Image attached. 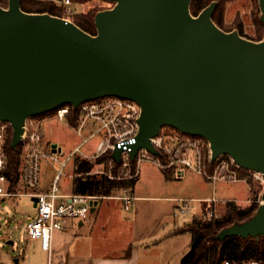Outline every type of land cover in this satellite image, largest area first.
Instances as JSON below:
<instances>
[{"label":"water","instance_id":"95a60500","mask_svg":"<svg viewBox=\"0 0 264 264\" xmlns=\"http://www.w3.org/2000/svg\"><path fill=\"white\" fill-rule=\"evenodd\" d=\"M103 1L113 7L95 14V35L26 13L20 0L0 7V123L11 127L12 151L24 142L28 119L118 98L140 108L132 163L141 151L161 157L152 141L171 128L203 139L211 163L226 156L264 180V37L224 32L212 19L217 2L195 17L192 0ZM257 1L264 26V0ZM122 153L115 147L110 155L117 166ZM260 200L250 218L213 241L264 237V190Z\"/></svg>","mask_w":264,"mask_h":264},{"label":"built area","instance_id":"2783aa9c","mask_svg":"<svg viewBox=\"0 0 264 264\" xmlns=\"http://www.w3.org/2000/svg\"><path fill=\"white\" fill-rule=\"evenodd\" d=\"M60 4L64 10L63 19L70 21V17L74 14L71 1L61 0ZM72 113L77 114L76 130L81 143L67 155L61 151L53 153L52 147L44 146L43 123L45 120L67 123ZM50 114L45 118L36 117L27 120V135L21 145L19 178L15 187L12 186L8 176L7 149L12 130L9 124L0 123V202L21 196L37 199L36 214L27 224V235L31 240L40 241L42 249L48 253L52 251L54 234L63 231L70 221L86 219L92 203L99 199L91 196L60 194L59 182L66 177L74 158L81 157V148L91 139L98 137L99 142L94 154L89 159L82 157L83 159L99 160L110 156L115 147H118L123 149L121 164L131 167L132 162L128 158V153L130 146L135 144L140 108L136 103L128 100L105 98L82 104L76 110L71 106H64ZM86 130L90 131V135L84 138L83 134ZM152 143L161 157H154L146 151H141L133 162L135 166L137 164L138 169L142 163L147 162L162 171L175 169L178 174L182 171H193L212 183L240 181V171L243 170L239 169L229 157L222 156L211 163L208 144L205 145L203 139L182 135L171 128H163ZM111 162L114 163L112 159ZM46 164L53 168L54 177L49 189L43 191V167ZM68 177L73 178L74 175ZM249 177L264 186V180L259 175L250 173ZM123 200L126 207H129L131 199ZM188 209V204L184 201L177 213L184 215ZM207 215L209 218L214 217L211 211ZM220 264H264V258L242 262L224 260Z\"/></svg>","mask_w":264,"mask_h":264},{"label":"rangeland","instance_id":"374dc122","mask_svg":"<svg viewBox=\"0 0 264 264\" xmlns=\"http://www.w3.org/2000/svg\"><path fill=\"white\" fill-rule=\"evenodd\" d=\"M1 7V6H0ZM7 7V5H6ZM3 7V8H6ZM113 5L103 0H82L78 5L72 4L71 9L75 13H98L112 8ZM224 27L227 31L242 29L244 37L248 40L254 38L256 33L255 21L260 17L257 0H231L224 5ZM264 37V31L262 39ZM261 39V40H262ZM44 146L50 148L56 145L67 155L78 146L81 139L77 136L76 129H70L63 123L45 120L43 123ZM90 131L86 130L84 138L89 137ZM99 142V138L91 139L82 151L91 152ZM107 165L96 166L92 171L94 175L103 172L112 175L114 166L107 161ZM107 168V170H105ZM133 167H125L121 164L117 169V178L129 181L132 178ZM71 168L67 170L66 177L59 182L60 194L72 193ZM138 166H135V176ZM168 180L164 172L151 163L144 162L140 166V178L135 185L136 195L161 196L187 202L188 211L182 215L176 213V218L166 220L165 230L156 242L149 248H141L139 258L141 264H180L181 260L190 249L191 235L188 232L174 234V229L184 231L187 224L194 218H201L203 214L211 211L214 217L219 216L224 203L230 201L246 200V191L243 184L207 183L205 179L193 171H185L183 178L174 172ZM52 177V176H50ZM47 178V177H46ZM42 178L46 186L47 179ZM49 179V177H48ZM215 184V185H213ZM264 188V186H263ZM216 201V206L205 204L206 201ZM259 197V205H260ZM221 203V204H219ZM182 203L180 204V207ZM211 209L207 210L208 207ZM214 207V208H212ZM35 208L31 199L20 197L13 200L0 202V264H32L38 258L37 264H47V255L43 261L42 250L37 244L31 243L26 236L27 224L34 218ZM12 243V245H11Z\"/></svg>","mask_w":264,"mask_h":264},{"label":"trees","instance_id":"16d2710c","mask_svg":"<svg viewBox=\"0 0 264 264\" xmlns=\"http://www.w3.org/2000/svg\"><path fill=\"white\" fill-rule=\"evenodd\" d=\"M61 0H20L22 11L32 14H49L58 18H64V10L60 4ZM72 4L78 5L82 0H70ZM231 0H192L191 13L193 16H198L206 7L212 2H217L218 5L213 15V22L224 32H229L224 27V5ZM8 0H0V6L6 7ZM96 14V13H95ZM93 13H75L70 17V21L79 27L82 31L95 35L94 16ZM256 33L254 38L250 39L254 42H259L262 39L264 26L257 19L255 21ZM241 37H244L242 29L238 28ZM245 38V37H244ZM51 114L39 117L45 118ZM70 127L77 128L78 119L77 114L72 113L68 118ZM11 136L8 141V176L12 181V186L15 187L19 178L18 168L20 165V155L22 146L18 148L15 154L11 147ZM204 144L207 143L203 140ZM110 161V156L103 157L96 161H87L76 156L73 161L74 175L72 179V193L74 195L91 196L100 198H109L115 196L119 192H132L138 181V176L135 175V163H131L133 167L132 178L122 180L117 178V169L119 166L113 164L114 171L112 175L102 173L101 175H94L92 171L96 166L107 165ZM106 167V166H105ZM107 170V168L105 169ZM162 171V170H161ZM165 179H169L175 175V169L164 170ZM177 173V172H176ZM250 176L249 172L240 171L241 178ZM248 183L252 189V203L247 208H241L233 202H227L219 216L206 217L203 214L201 218H194L187 226L186 232L191 235V244L189 251L183 256L180 264H220L224 260L229 261H250L260 260L264 258V237L258 240L249 239L247 241L239 238H229L223 243L213 241V237L224 227L229 226L235 222H242L250 218L259 206V195L262 193L263 187L254 180H249ZM185 231H183L184 233ZM127 257L130 256V250L127 252Z\"/></svg>","mask_w":264,"mask_h":264},{"label":"crops","instance_id":"0c3cea01","mask_svg":"<svg viewBox=\"0 0 264 264\" xmlns=\"http://www.w3.org/2000/svg\"><path fill=\"white\" fill-rule=\"evenodd\" d=\"M63 124L72 129L68 121ZM82 148V156L80 155V158L89 159L94 154L96 146L90 153L82 151ZM58 149L62 152L61 148ZM140 166L138 169V179L140 178ZM70 168L71 172H68L71 176L74 175L73 163ZM184 175L185 171H182L179 174V178H183ZM43 177H47V184L44 186L42 183V190L47 191L54 177L53 168L47 164L43 167ZM70 178L73 179L72 177ZM251 179L256 181L251 177H240V181L238 182H221L220 184H243L247 194L245 202H230L235 203L241 208H247L252 203V189L248 183ZM205 181L210 183L206 179ZM257 183L260 184L259 182ZM261 186L263 187V185ZM135 193V189L131 193L123 191L113 197L100 198L94 201L93 203L96 202L97 205L92 203L93 205H91L90 213L86 219L70 221L63 231L54 234L51 253L42 249L40 241L31 240L26 230L27 239L41 248L43 261L45 260V254H48L47 264H141L139 258L140 249L149 248L150 245L157 241L165 230L166 220L176 218V213L182 202L169 197L136 195ZM261 194L259 197H261ZM63 195L74 194L64 193ZM21 197L29 198L28 196ZM124 198L131 199L129 207H126ZM205 204L216 206L218 202L214 201L212 203L207 200ZM209 209H211L210 206L207 210ZM186 230L187 227L184 231L186 232ZM173 231L176 235L183 233V230L178 228H175ZM129 250L130 256L127 257L126 255ZM37 260L38 258L32 264H37Z\"/></svg>","mask_w":264,"mask_h":264}]
</instances>
